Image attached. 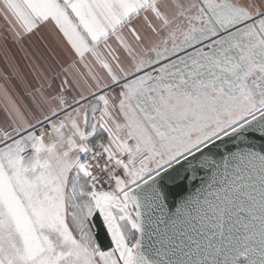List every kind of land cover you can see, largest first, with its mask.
Instances as JSON below:
<instances>
[{
	"label": "snow or ice",
	"instance_id": "snow-or-ice-1",
	"mask_svg": "<svg viewBox=\"0 0 264 264\" xmlns=\"http://www.w3.org/2000/svg\"><path fill=\"white\" fill-rule=\"evenodd\" d=\"M25 45L0 264H264V0H0Z\"/></svg>",
	"mask_w": 264,
	"mask_h": 264
},
{
	"label": "crops",
	"instance_id": "crops-1",
	"mask_svg": "<svg viewBox=\"0 0 264 264\" xmlns=\"http://www.w3.org/2000/svg\"><path fill=\"white\" fill-rule=\"evenodd\" d=\"M25 49L26 51L16 47L8 49L7 60L4 52L0 51V103L3 100V90H7L9 95L19 102L27 101V97L22 96L25 86L39 87L41 82L47 86V82L37 79V75L40 74L39 69L36 72L33 71V67L42 61H37L32 55L33 49L28 45H25Z\"/></svg>",
	"mask_w": 264,
	"mask_h": 264
},
{
	"label": "water",
	"instance_id": "water-1",
	"mask_svg": "<svg viewBox=\"0 0 264 264\" xmlns=\"http://www.w3.org/2000/svg\"><path fill=\"white\" fill-rule=\"evenodd\" d=\"M199 187V182L197 181L196 184L192 187H189L188 191L184 193L185 196L189 194H194L196 191V188ZM173 204V207L171 208V211L175 212V206H178L179 204V198H177L176 201L171 202Z\"/></svg>",
	"mask_w": 264,
	"mask_h": 264
}]
</instances>
